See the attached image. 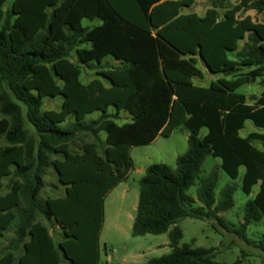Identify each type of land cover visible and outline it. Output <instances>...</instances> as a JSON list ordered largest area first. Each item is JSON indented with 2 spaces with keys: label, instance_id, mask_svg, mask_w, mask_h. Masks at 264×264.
<instances>
[{
  "label": "trees",
  "instance_id": "16d2710c",
  "mask_svg": "<svg viewBox=\"0 0 264 264\" xmlns=\"http://www.w3.org/2000/svg\"><path fill=\"white\" fill-rule=\"evenodd\" d=\"M9 1L0 0V143L6 144L0 241L9 230L14 238L0 250V264H61L62 257L67 264H99L105 200L134 169L131 149L168 138L180 126L190 133L188 151L176 169L148 167L132 233H168L171 253L148 264H222L213 250L180 248L178 224L219 220L233 209L235 185L216 196L220 171L236 181L242 168L243 193L260 190L245 205L240 235L264 219V151L254 146L264 147V133L240 134L248 121L264 131V91L256 104L239 93L249 83L240 75L244 68L254 69L250 81L262 78L264 86V25L241 16L251 10L264 16V0H240L222 17L221 2L200 17L182 13L194 0H12L6 8ZM85 20L102 24L84 27ZM107 58L119 64L105 65ZM199 59L224 77L195 85ZM80 64L98 69V77L83 84ZM57 98L59 110H44L46 100ZM120 112L131 122L118 125L113 118ZM95 113L99 118L89 120ZM79 134L95 141L74 153ZM210 157L221 163L202 178ZM50 170L65 193L42 201ZM8 177L14 180L3 193ZM198 181L195 198L190 191ZM41 216L58 227L60 242Z\"/></svg>",
  "mask_w": 264,
  "mask_h": 264
},
{
  "label": "rangeland",
  "instance_id": "374dc122",
  "mask_svg": "<svg viewBox=\"0 0 264 264\" xmlns=\"http://www.w3.org/2000/svg\"><path fill=\"white\" fill-rule=\"evenodd\" d=\"M10 0L6 8L10 5ZM215 2H221L223 8L219 9V14L222 17L226 9L233 8L240 3V0H194V4L190 8H184L182 13H195L200 17L206 15L207 11L214 7ZM241 16H249L253 22L264 25V16L257 14L256 11H247ZM102 22L97 20L94 23L85 20L84 27H94L101 25ZM243 43L239 45L242 48ZM72 61L79 64L77 56L72 57ZM105 65H114L115 61L112 58L103 60ZM82 76L80 81L84 84L90 83L98 77V69H89L85 65H81ZM197 66L201 71V77L195 79L196 84L201 87H208L212 82L223 78V75H213L203 65L201 60L197 61ZM254 69L244 68L240 75H243L244 80H249V83L239 91L247 97L249 104H256L261 98L264 91L262 78L251 80V72ZM232 79L233 76L227 77ZM61 99H48L45 102L44 110H59ZM110 114L117 112L111 108ZM99 113H95L88 117L89 120L98 119ZM113 120L120 126L131 122L130 115L125 112H120L118 117ZM257 132L264 133L257 129L252 122L248 121L246 127L241 131V136L245 137L248 133ZM207 130L202 131V135H206ZM189 131L184 127H178L173 134L166 138L159 136L156 141L145 146H136L131 149V158L134 162V169L131 171L128 178L122 185L112 192L105 200L104 205V227L99 239L100 262L99 264H148L151 260L160 258L171 253L170 238L168 233L163 235H146L143 237H135L132 233L134 220L137 214V207L140 197V181L145 177L148 167L154 164H164L173 169L177 167V159L183 156L189 148L188 139ZM102 144L99 146L100 155L104 154L106 134L100 133ZM91 135L79 134L75 141L71 144L70 149L74 153H81L83 145L87 142H94ZM5 142L0 143V149L5 147ZM254 146L262 151L264 147L261 143L256 142ZM221 161L213 158H208L202 168V178L207 177L215 164H220ZM245 174V169L240 170V178L236 181L232 180L223 171H220V180L216 196L219 199L220 191L227 185H235L237 187L234 199L235 206L228 212L219 214V220H195L191 218L182 219L178 227L182 232V239L179 247L190 246L192 249H208L213 250L215 261L222 264H235L238 260H242V264H264V219L258 223L249 226L244 234L240 235L241 226L244 223L245 205L255 197L259 192L260 187L254 188L252 196L248 197L242 191V178ZM13 177H8L4 180L3 193L10 191ZM46 186L42 191L40 198H56L64 195L65 190L58 183L57 177L53 170L47 173ZM196 187L192 188L190 194L196 198ZM196 206H200L197 202ZM39 220L46 224L50 233L53 235L56 242H60L62 237L58 227L51 225L42 216ZM14 238V231L9 230L1 239V249L7 248ZM244 254L247 257H243ZM61 264H67L62 257Z\"/></svg>",
  "mask_w": 264,
  "mask_h": 264
},
{
  "label": "crops",
  "instance_id": "0c3cea01",
  "mask_svg": "<svg viewBox=\"0 0 264 264\" xmlns=\"http://www.w3.org/2000/svg\"><path fill=\"white\" fill-rule=\"evenodd\" d=\"M117 64H119V63H118V62H115L114 65H117ZM195 81H196V80H195ZM195 81H194V83H195V85H197ZM197 86H198V85H197ZM199 87H201V86H199ZM130 119H131V116H130ZM249 134H250V133H248L245 137H247ZM121 185H122V183H121L118 187H116L112 192H114V191H115L117 188H119ZM112 192H111V193H112ZM111 193H110V194H111ZM103 227H104V224H103ZM102 230H103V228H102ZM101 232H102V231H101Z\"/></svg>",
  "mask_w": 264,
  "mask_h": 264
},
{
  "label": "water",
  "instance_id": "95a60500",
  "mask_svg": "<svg viewBox=\"0 0 264 264\" xmlns=\"http://www.w3.org/2000/svg\"><path fill=\"white\" fill-rule=\"evenodd\" d=\"M200 59H201V57H200Z\"/></svg>",
  "mask_w": 264,
  "mask_h": 264
}]
</instances>
